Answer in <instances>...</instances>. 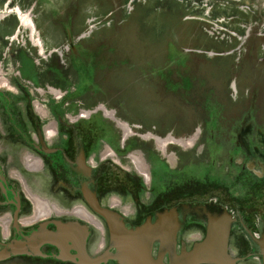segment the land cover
Masks as SVG:
<instances>
[{
    "label": "flooded vegetation",
    "instance_id": "1",
    "mask_svg": "<svg viewBox=\"0 0 264 264\" xmlns=\"http://www.w3.org/2000/svg\"><path fill=\"white\" fill-rule=\"evenodd\" d=\"M7 51L0 59V264H130L139 247L161 264H264V133L251 115L231 124L230 150L215 156L201 149L198 132L176 139L131 131L121 139L123 149L134 136L148 141V153L123 154L108 143L91 149L72 132L76 121L37 99L24 49ZM11 57L17 64L6 66ZM52 90L59 104L68 95ZM212 233L216 243L205 249Z\"/></svg>",
    "mask_w": 264,
    "mask_h": 264
},
{
    "label": "rangeland",
    "instance_id": "2",
    "mask_svg": "<svg viewBox=\"0 0 264 264\" xmlns=\"http://www.w3.org/2000/svg\"><path fill=\"white\" fill-rule=\"evenodd\" d=\"M9 46L24 49L37 99L76 121L91 149L148 153V141L134 136L123 149L121 139L198 132L215 156L247 115L264 133V0H0V59ZM50 90L68 91L63 104Z\"/></svg>",
    "mask_w": 264,
    "mask_h": 264
},
{
    "label": "water",
    "instance_id": "3",
    "mask_svg": "<svg viewBox=\"0 0 264 264\" xmlns=\"http://www.w3.org/2000/svg\"><path fill=\"white\" fill-rule=\"evenodd\" d=\"M217 233H212L211 237L207 240L206 243V248L208 247H212V244H215V237H216ZM131 255V260L129 261L130 264H161V261L159 260H155L153 259V257L150 254V251L146 252L145 248H138V250L136 251H132L130 253ZM216 256H218V254L215 253H211L210 257L215 258Z\"/></svg>",
    "mask_w": 264,
    "mask_h": 264
}]
</instances>
